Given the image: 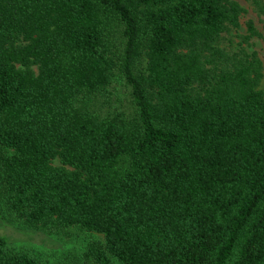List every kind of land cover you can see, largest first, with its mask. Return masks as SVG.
I'll return each instance as SVG.
<instances>
[{
	"label": "trees",
	"instance_id": "1",
	"mask_svg": "<svg viewBox=\"0 0 264 264\" xmlns=\"http://www.w3.org/2000/svg\"><path fill=\"white\" fill-rule=\"evenodd\" d=\"M240 11L235 0H0V194L28 228L103 236L58 264H264L263 66L217 43ZM112 24L131 119L100 101ZM0 264L43 262L0 232Z\"/></svg>",
	"mask_w": 264,
	"mask_h": 264
},
{
	"label": "rangeland",
	"instance_id": "2",
	"mask_svg": "<svg viewBox=\"0 0 264 264\" xmlns=\"http://www.w3.org/2000/svg\"><path fill=\"white\" fill-rule=\"evenodd\" d=\"M241 11L239 25L223 32L217 43L227 52L231 53L243 47L245 51H255L263 66L260 87L264 86V0H235ZM257 30L258 34L243 38L248 33L247 23ZM109 54L113 57V76L106 94L100 98L104 109H117L123 116L131 119L134 106L131 100L130 87L119 70L118 58L123 49V38L119 25L112 24L108 29ZM108 54V55H109ZM36 70V65H31ZM135 68L143 71L145 60L139 58ZM106 111V110H103ZM128 119V120H129ZM53 164L59 165L58 159ZM0 232L8 237L9 243L14 247H24L36 256L43 264H58L60 261L69 262L84 257V253L92 241H103L102 234L88 231L76 226H67L57 230H41L28 228L21 223L14 214L7 209L5 199L0 194ZM120 264L119 262H116Z\"/></svg>",
	"mask_w": 264,
	"mask_h": 264
}]
</instances>
